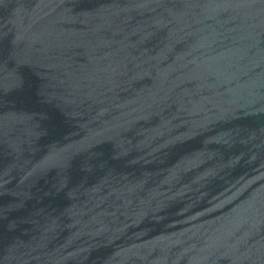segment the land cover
<instances>
[{
	"label": "water",
	"instance_id": "95a60500",
	"mask_svg": "<svg viewBox=\"0 0 264 264\" xmlns=\"http://www.w3.org/2000/svg\"><path fill=\"white\" fill-rule=\"evenodd\" d=\"M0 264H264V0H0Z\"/></svg>",
	"mask_w": 264,
	"mask_h": 264
}]
</instances>
